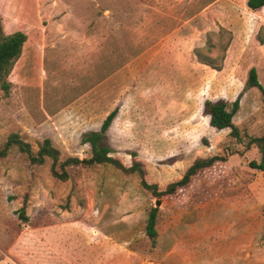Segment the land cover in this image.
<instances>
[{
	"label": "rangeland",
	"instance_id": "374dc122",
	"mask_svg": "<svg viewBox=\"0 0 264 264\" xmlns=\"http://www.w3.org/2000/svg\"><path fill=\"white\" fill-rule=\"evenodd\" d=\"M0 24L4 35H26L8 94L0 89L1 144L17 133L35 152L48 137L60 159L87 157L81 133L116 107L112 155L128 166L135 152L159 189L197 157H220L155 197L109 164L67 166L58 180L49 159L29 163L12 146L0 157V264H264V172L249 165L260 154L245 136L264 134V94L246 86L254 68L264 90V6L0 0ZM239 93L241 142L203 111L204 100L231 103ZM156 200L152 245L144 226Z\"/></svg>",
	"mask_w": 264,
	"mask_h": 264
},
{
	"label": "trees",
	"instance_id": "16d2710c",
	"mask_svg": "<svg viewBox=\"0 0 264 264\" xmlns=\"http://www.w3.org/2000/svg\"><path fill=\"white\" fill-rule=\"evenodd\" d=\"M246 6L249 9L254 10L264 6V0H246ZM219 35L220 33L217 32V36ZM25 39L26 35L21 31H15L4 35L0 24V89L3 91L4 95H7L9 92V82L6 80V76L10 73L13 61L21 53ZM196 55L198 59H200V62L211 65L213 68H218L219 65H215L210 59L207 60L201 57L197 51ZM222 58L223 56H220L219 59L222 60ZM246 86L256 87L261 94H264L263 87L257 79L254 68H250L248 72ZM239 97L240 93L231 103H227L224 100L214 101L209 99H206L203 102V111L208 115L209 125L216 129L228 128L229 135L237 142H241L242 137L239 135L237 126L232 122V116L238 109ZM116 111V107L112 109L104 117L98 129L86 130L81 133L80 141L89 144L90 147V155L87 157L79 158L77 156H67L64 159H60L59 149L53 146L51 139L48 137L43 138L37 144L36 151L33 152L30 144L22 139L17 133H10L4 142L2 144L0 143V157L6 156L9 148L15 146L20 153L26 155L29 163L42 164L46 159H49L50 175L62 181H65L68 178L67 166L92 167L99 164H109L123 173H135L139 177L140 185L155 197H159L163 194H171L177 188L186 186L190 182L192 176L199 170L212 165L216 160L220 159L218 155L197 157L186 167L180 178L168 183L163 189H159L155 183H148L145 181L143 168L139 161L134 159L135 152L131 153L132 160L128 166H125L118 158L112 155L113 150L107 142L106 130L116 114ZM245 136L247 138L246 146L254 145L260 154L259 160H251L249 165L264 172V134L258 136ZM158 203L159 201L156 200L154 205L148 210L144 226V232L152 245L155 243L157 237L156 221Z\"/></svg>",
	"mask_w": 264,
	"mask_h": 264
},
{
	"label": "crops",
	"instance_id": "0c3cea01",
	"mask_svg": "<svg viewBox=\"0 0 264 264\" xmlns=\"http://www.w3.org/2000/svg\"><path fill=\"white\" fill-rule=\"evenodd\" d=\"M94 130H96V129H94Z\"/></svg>",
	"mask_w": 264,
	"mask_h": 264
}]
</instances>
